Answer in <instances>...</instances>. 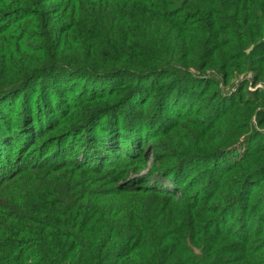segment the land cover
I'll return each instance as SVG.
<instances>
[{
  "label": "trees",
  "instance_id": "trees-1",
  "mask_svg": "<svg viewBox=\"0 0 264 264\" xmlns=\"http://www.w3.org/2000/svg\"><path fill=\"white\" fill-rule=\"evenodd\" d=\"M259 82L264 0H0V264H264Z\"/></svg>",
  "mask_w": 264,
  "mask_h": 264
},
{
  "label": "rangeland",
  "instance_id": "rangeland-1",
  "mask_svg": "<svg viewBox=\"0 0 264 264\" xmlns=\"http://www.w3.org/2000/svg\"><path fill=\"white\" fill-rule=\"evenodd\" d=\"M219 75H218V73L215 71V70H208L207 72H205V73H200L199 71H195V70H193V74H192V77L193 78H197V77H203V78H213V77H218ZM244 79H247V80H249V82L250 81H252V79H253V77L251 76V75H248V76H241L240 78H239V80L241 81V80H244ZM237 80L238 79H236V82H237ZM239 80H238V82H239ZM257 86H258V88L259 89H264V82H259L258 84H257ZM256 86V87H257ZM252 88V86L250 85V87H249V89H251ZM223 90L225 91V92H227V93H231V91L233 90V87L230 85V86H226L225 87V85L223 86ZM258 130H261L263 133H264V130H262V129H260V128H257ZM151 166H152V162L150 161V163L147 165V168H146V170L143 172V175H147L148 173H149V171H150V168H151ZM154 180H158V179H154ZM164 184H165V186H168V187H170V182L169 181H165L164 182Z\"/></svg>",
  "mask_w": 264,
  "mask_h": 264
},
{
  "label": "built area",
  "instance_id": "built-area-1",
  "mask_svg": "<svg viewBox=\"0 0 264 264\" xmlns=\"http://www.w3.org/2000/svg\"><path fill=\"white\" fill-rule=\"evenodd\" d=\"M257 88H258V86H257L256 88H253V87H252L251 90H256Z\"/></svg>",
  "mask_w": 264,
  "mask_h": 264
}]
</instances>
